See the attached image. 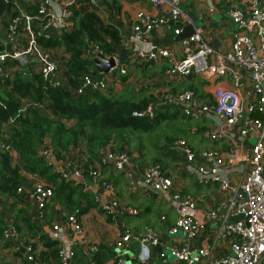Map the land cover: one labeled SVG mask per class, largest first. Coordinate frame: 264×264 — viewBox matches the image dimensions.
Here are the masks:
<instances>
[{
  "label": "built area",
  "instance_id": "1",
  "mask_svg": "<svg viewBox=\"0 0 264 264\" xmlns=\"http://www.w3.org/2000/svg\"><path fill=\"white\" fill-rule=\"evenodd\" d=\"M11 1L17 14L0 17L8 24H1L0 31V79H15L18 73L26 77L41 74L53 86L67 85L66 65L59 66L54 55V48L42 42L43 38H52L71 29L74 24L73 8L87 7L101 10L100 0H7ZM142 1V0H140ZM152 3L158 12L144 7L135 11L131 29L133 34L122 40V46L129 48L133 42L134 55L144 63L152 59L167 57L171 66L164 71L167 79L188 77L192 73L207 78L217 77L219 81L229 78L230 85L218 84L211 97H204L192 89L176 90L170 86L160 87L158 101L150 103L144 111L135 110L134 115L153 116L156 107L163 103H172L182 109L186 115L208 119L206 134L217 141H224L231 147L223 152L219 147L210 146L195 149L186 138L176 140L174 148L180 159L179 168L192 174L201 184H217L224 193L223 198L213 205L202 208L197 198L182 193L174 187V177L167 172L162 163L145 166L140 174L132 177L129 171L130 185L144 192L169 194L172 205L177 210V218L169 227L170 233L179 235L178 244L169 245L173 255L185 264H264V0H225L226 13L235 26L231 46L216 47L204 34V28L196 25L185 16L183 0H144ZM209 9L215 8V0H205ZM185 24H192V32L180 40L183 55L177 57L176 46H140L150 33L166 25L174 34H180ZM8 44L11 45L8 48ZM106 54L98 46L91 44L94 50ZM66 51V50H65ZM69 59V53L66 51ZM95 54V53H94ZM116 63L101 75L92 71L84 72L82 83L70 87L74 95H83L89 91L107 92L112 81L119 74L128 73L127 62H122L117 53ZM94 55H90V57ZM5 87L0 85V93ZM20 97V106L16 115L10 116L0 130V154L9 152L16 159V149L11 143V127L19 113H25L29 106H34L48 114V99L37 101L30 97ZM0 106L6 103L0 100ZM257 111L263 117L252 118L249 113ZM252 138L251 145L244 142ZM51 144L40 148V153L56 171L68 179L71 173L86 176L81 168L80 152L65 161L55 155ZM97 162L101 165H113L121 171L133 165V155L127 151H114L109 148L100 151ZM89 176L96 185H89L95 199L106 211L127 209L117 196L114 187L101 182L97 167ZM34 173V172H33ZM26 189L38 207L37 217L45 219L44 208L54 194L51 181L40 178L30 180ZM27 184V183H25ZM244 214V217L232 220L231 216ZM79 211L69 213L62 222L42 225L44 232L59 242L61 264H78L75 261L74 244L86 237ZM165 218L164 215L161 216ZM32 238L27 242L26 258L29 261L49 264L48 260L38 259V243L34 248ZM132 241H137L138 264H150L155 246L161 245L159 255H166L159 232L153 226L144 231H126L115 242L114 261L126 264L124 253ZM165 246V247H164ZM90 250L98 249L97 244L90 245ZM94 259V258H93Z\"/></svg>",
  "mask_w": 264,
  "mask_h": 264
},
{
  "label": "trees",
  "instance_id": "2",
  "mask_svg": "<svg viewBox=\"0 0 264 264\" xmlns=\"http://www.w3.org/2000/svg\"><path fill=\"white\" fill-rule=\"evenodd\" d=\"M17 12L11 1L0 0V17L5 13L15 16ZM73 19L71 29L56 37H44L42 40L47 45L63 46L69 53L65 70L67 85L53 86L41 74L26 77L18 73L15 79H0V85L5 87V92L0 93V100L7 105L0 106V130L10 116L18 113L21 101L19 96L37 101H43L46 97L47 108L52 113L50 115L31 105L24 111L25 113H19L17 116L14 126L10 129L11 143L17 152L16 161H13L9 152L0 154V196L12 197L13 207L16 208V202L24 201L18 191L19 187L27 183L23 171L37 173L51 181L54 189L52 198L44 208L45 215L48 214V208L56 209L55 203H58L62 205L58 211L64 218L77 210L79 214H83L100 204L84 181L68 179L56 171L40 153L42 146L51 144L55 155L64 161L70 157L68 154L71 147L82 148L79 150L83 152L81 168L88 177L96 170L95 163L101 150L109 148L114 151L127 150L131 153L132 147H136L143 158L152 144L158 151L153 162L145 166L160 162L167 170L169 166L167 157H172L176 161L180 159L174 148L176 140L184 137L190 143L188 138L194 135L193 130H199L209 121L206 118H192L172 103L159 104L153 116L134 115L133 111H144L150 103L158 101L156 94L149 93L145 96L150 89L139 93L124 89L117 95L105 91H89L83 95H74L70 87L77 88L82 83L84 72L92 71L93 74L101 75L94 57H90L94 55L91 44L98 46L106 54H114L122 49V34L117 25L104 21L94 8H73ZM2 22L8 24L6 19ZM3 23L0 21V31ZM169 66L171 63L163 71ZM120 75L126 79L128 73ZM154 86H157V83ZM185 89L199 93L192 87ZM146 135L151 137L149 141ZM191 146L197 150L202 149L200 146L192 144ZM131 154L133 159L138 158L134 153ZM114 170L121 171L113 165H105L100 169L98 177L101 182L110 184L116 190L114 179L118 178L113 179L109 175L113 174ZM116 193L122 202L119 192ZM14 225L21 233L28 231L36 237L32 242L34 248L38 247V243H43L45 248L40 249L38 259L60 263L59 242L50 238L43 227L27 215L24 207L16 210ZM6 226L0 215V236L4 237ZM73 247L75 249V244ZM91 253L94 254V259L97 258L101 262L102 252L95 250Z\"/></svg>",
  "mask_w": 264,
  "mask_h": 264
},
{
  "label": "crops",
  "instance_id": "3",
  "mask_svg": "<svg viewBox=\"0 0 264 264\" xmlns=\"http://www.w3.org/2000/svg\"><path fill=\"white\" fill-rule=\"evenodd\" d=\"M117 5L115 6V2ZM225 0H215V8L209 9L208 3L205 0H183L182 8L184 10L183 20L185 16L191 18L196 25L204 28V34L208 40L216 47L231 46L233 42V31L235 26L231 23L225 9ZM101 10L99 14L101 18L106 21L117 25L122 34V40L129 38L133 34L131 29V23L134 18L135 11L138 7H144L152 12H158L152 3L148 1L140 0H100ZM192 25V24H191ZM193 27V25H192ZM177 34H174L170 27L163 25L155 28L150 35L144 41H138L140 46H176V56L183 55L180 44V40L176 39ZM137 43L133 42L132 46ZM120 48L117 52L119 59L122 62H127L128 76L127 81L135 78H139L142 81V86L145 85L148 90L145 93H153L158 95L160 87L170 86L176 90H182L185 88H194L200 95L204 97H211L214 89L218 84L230 85L231 80L225 78L219 81L217 77H205L201 74L192 73L188 77L167 79L164 77V68L167 67L171 60L167 57L162 59H153L140 62L134 55V47ZM130 71V73H129ZM151 71V72H150ZM150 72V73H149ZM152 74V76H151ZM157 83V86H154ZM117 89L123 85L116 83ZM116 89V92L118 91ZM139 89V88H138ZM119 92H117L118 94ZM73 122V120H70ZM207 125H202L199 130H193L194 135L189 137V141L194 146H200L206 148L210 146L219 147L223 152H227L231 149L224 141L212 140L206 134ZM199 132V133H198ZM198 133V134H196ZM252 138H248L244 142L246 147L251 145ZM80 147H71L69 156L75 157L78 152L83 154ZM16 157V156H15ZM175 160V159H174ZM16 161V159H13ZM176 161V160H175ZM178 162V161H177ZM98 169H103L105 165H101L96 161L95 163ZM108 166V165H106ZM145 165L139 167L133 161V165L127 167L125 171L114 170L111 177L116 184V190L119 192L122 203L127 205V209L124 211L114 210L106 211L101 206L91 207L88 211L84 212L81 216V220L84 226L86 237L84 240H80L75 244L76 258L75 261L78 264H117L114 261L113 252L116 249L115 242L126 231H139L142 232L147 226H153L160 234L162 244L173 245L178 244L181 240L179 235L170 233L169 227L175 222L177 218V210L172 205L169 194H160L157 192H144L140 188H134L130 185L129 171H133L132 177H136L140 174ZM180 172L186 173H180ZM167 168V172L174 177V187L179 189L182 193L191 195L197 198L200 207L205 208L213 205L215 202L223 198L224 193L220 190L217 184H201L196 181L192 174L182 170ZM180 173V174H179ZM23 174L27 178V184L25 187H30V180L40 178L44 181H48L42 175L37 173L23 171ZM109 175H106L107 177ZM188 175H190L188 177ZM86 187L89 189V185H96L92 182L91 177L85 178ZM75 181H77L75 179ZM115 190V188H114ZM115 190V191H116ZM116 191V192H117ZM24 201L16 202V208L13 207V198L0 196V215L5 221L6 229L4 230V237L0 236V264H40V262L29 261L26 258L27 243L30 239L36 238L28 231L21 233L15 225L16 210L24 207L27 215L31 216L34 221L42 225H51L54 222H62L63 215L59 213L61 206L55 203L56 209H47V215L42 221L37 217L38 207L34 199L29 196L26 189L19 191ZM53 203V202H52ZM66 212V211H64ZM164 215L165 218L161 216ZM24 223V222H22ZM26 229V226L23 227ZM97 244L98 251L103 253L101 262L93 259L94 254L91 253L90 245ZM165 247V246H164ZM100 248V249H99ZM139 244L137 241H132L124 253L126 264H138L137 252ZM171 249V248H170ZM159 250L157 248L153 251V259L150 264H185L178 259L172 253V258H168V254L161 257L157 254ZM49 264H56L54 261ZM57 264H60L59 262Z\"/></svg>",
  "mask_w": 264,
  "mask_h": 264
},
{
  "label": "rangeland",
  "instance_id": "4",
  "mask_svg": "<svg viewBox=\"0 0 264 264\" xmlns=\"http://www.w3.org/2000/svg\"><path fill=\"white\" fill-rule=\"evenodd\" d=\"M54 55L59 62V66H61L63 68V67H65V65H67L68 57H66L67 54H66V51L64 49H62L61 47L54 48ZM129 73H130V71H129ZM151 76H152V74H151ZM116 83H120L123 86L121 88H119V90H118ZM116 89L118 90L117 92H121L124 89H128V91H134L135 93H139V92H143L142 90H145L147 88L145 87V85L142 86V81L139 78H135V79L131 80V82L128 83L127 80L123 79L121 77V75L119 74L118 79L112 81L111 86L107 92H110L111 94L117 95ZM198 133H196V134H198ZM193 137L196 138L197 135H194ZM146 138L149 141V138H151V137H148L146 135ZM131 150H133L131 153H134L135 156L138 157V158L133 159V161L139 167H142V165L151 164L153 162V158L156 156V153L158 151V149H156L154 147V145L151 144L149 146L148 152H146L145 155L143 156V158H141V153L139 152L138 148L132 147ZM166 160L169 163V166H168L169 168H171L173 170L177 169V167H178L177 161H174V159L172 157H167ZM177 170L180 172L179 169H177ZM180 173H183V172H180ZM183 174H186V173H183ZM189 176L190 175H188V177ZM165 251L168 254V258L169 259L172 258L171 249L169 247H165ZM157 254L159 255V253H157ZM129 262L127 264H130Z\"/></svg>",
  "mask_w": 264,
  "mask_h": 264
},
{
  "label": "water",
  "instance_id": "5",
  "mask_svg": "<svg viewBox=\"0 0 264 264\" xmlns=\"http://www.w3.org/2000/svg\"><path fill=\"white\" fill-rule=\"evenodd\" d=\"M192 30H193V27L191 24H185L183 27V31L180 34H177L176 39L181 40L182 38L188 36L192 32ZM10 47H11V45L8 44V48H10ZM94 53H95L94 54V61H95L96 66H97V68L101 74L108 72L110 70V68L113 65H115L116 58L114 55L107 56L106 54L99 51L98 49H95ZM249 116L252 118H255V117L262 118L263 113H259L257 111H254V112L249 113ZM70 175L73 179H76L77 181H83L84 180L82 177H79V176L75 175L74 173H71ZM242 217H244V214H236V215H232L231 219L237 220V219L242 218ZM155 248L161 250L162 247H161V245H157V246H155Z\"/></svg>",
  "mask_w": 264,
  "mask_h": 264
}]
</instances>
